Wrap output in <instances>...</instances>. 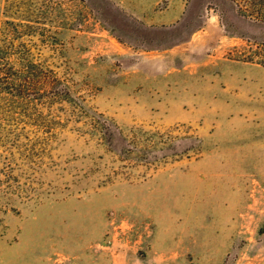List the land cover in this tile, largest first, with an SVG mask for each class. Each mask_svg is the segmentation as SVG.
Here are the masks:
<instances>
[{
    "label": "rangeland",
    "instance_id": "374dc122",
    "mask_svg": "<svg viewBox=\"0 0 264 264\" xmlns=\"http://www.w3.org/2000/svg\"><path fill=\"white\" fill-rule=\"evenodd\" d=\"M261 43L233 0H0V264H264Z\"/></svg>",
    "mask_w": 264,
    "mask_h": 264
},
{
    "label": "trees",
    "instance_id": "16d2710c",
    "mask_svg": "<svg viewBox=\"0 0 264 264\" xmlns=\"http://www.w3.org/2000/svg\"><path fill=\"white\" fill-rule=\"evenodd\" d=\"M237 6L239 14L244 17L264 22V0H233ZM263 53L261 58L255 61L253 56L247 57L246 61H255L260 65H264V43H261ZM15 86V88H14ZM0 87L4 89H13L17 94H21L25 88L18 87L17 80L7 75V71L0 66ZM264 227V226H263Z\"/></svg>",
    "mask_w": 264,
    "mask_h": 264
}]
</instances>
